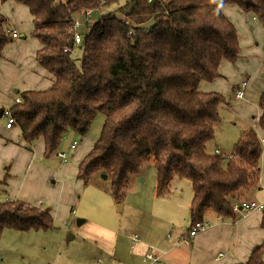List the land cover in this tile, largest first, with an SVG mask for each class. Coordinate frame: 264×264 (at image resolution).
Listing matches in <instances>:
<instances>
[{"label": "trees", "instance_id": "1", "mask_svg": "<svg viewBox=\"0 0 264 264\" xmlns=\"http://www.w3.org/2000/svg\"><path fill=\"white\" fill-rule=\"evenodd\" d=\"M14 1L32 16L31 35L41 44L37 63L55 77L47 89L21 91L20 101L10 107L26 142L42 138L48 158L69 131L86 135L102 113L100 135L78 164L84 184L106 174L121 202L131 177L153 156L157 195L167 192L174 176L191 181L189 229L204 221L208 209L237 217L234 204L260 187L263 142L250 127L231 155L209 151L226 98L199 87L220 76L222 61L240 57L239 34L223 6L236 4L264 22V0ZM107 9L82 33L77 65L72 51L64 50L74 49L75 18ZM6 22L0 8V56L13 41ZM258 104L256 124L264 133V93ZM6 228L51 230L55 223L50 208L14 199L0 202V239ZM263 256L264 237L239 264H264Z\"/></svg>", "mask_w": 264, "mask_h": 264}, {"label": "crops", "instance_id": "2", "mask_svg": "<svg viewBox=\"0 0 264 264\" xmlns=\"http://www.w3.org/2000/svg\"><path fill=\"white\" fill-rule=\"evenodd\" d=\"M15 12H18L20 17L16 22L17 26L10 24L6 27L10 32L16 30L17 37L21 39L14 40L17 37H13V41L7 44L0 56V109L18 102L21 91L47 89L55 82V77L35 59L41 44L31 35L33 24L28 8L25 5H16ZM223 12L237 28L242 44L240 57L235 63L222 61L219 67L220 76L210 82L202 81L199 88L202 91H218L225 95L233 93L236 96L235 92L246 81L244 96H236L234 103L227 98L221 107L235 111L240 106L239 114L247 118L248 122L250 121L248 128L254 127L261 137L264 153V133L256 124L261 114L259 97L264 93V22L253 12L244 11L236 4H226L223 6ZM26 30L30 34L29 37ZM252 34H255L261 42L253 41ZM251 70L256 71L255 73L260 72L256 79L251 77ZM239 71L242 76H239ZM253 112L255 114L251 115ZM1 116L4 117L3 114ZM251 116L255 118L253 122H251ZM217 125L218 123L215 125V130ZM245 129L247 128L243 130ZM44 149L45 144L42 138L28 143L23 139L18 125L9 128L6 126V120L4 123L0 119V179L8 175L6 183L0 186V194L3 195L0 202L16 199L15 194L18 195L19 188L25 186L24 177L38 172L39 162L45 158ZM216 149L221 151L219 147H215L214 151ZM223 154L229 156L232 151ZM67 160L68 156L65 162ZM62 167H67V163L62 164ZM142 175L143 170L140 174L133 175L129 184L136 183L140 178L143 180ZM175 178L183 179L176 176L172 178L167 193L163 195L167 198L165 201L155 202L147 210L138 207L148 228L144 229L139 224L140 221H144L142 219L138 224H134L137 232L128 234L132 249L129 258L133 264H239L245 262L252 249L263 240L264 229L261 227V218L264 210H253L248 213L236 211L238 215L235 219L223 217L213 210L214 214L210 215L212 220L207 222L209 223L207 229L190 236L192 199L190 198V202H187V206L180 203L178 196L181 192L173 185ZM261 189L260 186L250 193L254 194ZM31 204L39 206V204ZM124 207L125 203L122 208ZM135 209L137 210V207ZM209 210L211 209L205 212V221H207L206 214H210ZM179 226L182 230L176 229ZM134 234L139 236L136 242H133L131 238ZM150 252L156 256L155 261L147 259L146 255ZM116 255L117 253L112 259L117 260Z\"/></svg>", "mask_w": 264, "mask_h": 264}, {"label": "rangeland", "instance_id": "3", "mask_svg": "<svg viewBox=\"0 0 264 264\" xmlns=\"http://www.w3.org/2000/svg\"><path fill=\"white\" fill-rule=\"evenodd\" d=\"M123 2L124 0L120 1L121 4ZM16 5L24 6L14 0H7L0 6L7 17L6 26H10V24L14 27L17 26L16 22L20 17L19 13L15 12ZM107 11L108 9L98 10L92 12L91 15L86 11L78 15L75 18V20L78 18L81 21L78 31L83 33L85 29H90L88 27L90 23L92 24L94 20L100 18L102 13ZM26 17L28 18V16ZM25 32L29 37L28 31ZM252 36L254 37L253 41L261 42L255 34ZM242 37H244V33H242ZM17 39L21 38H14V40ZM81 43L82 41L77 45L74 44L73 50L70 48L67 50L72 51V57L77 65H80L83 52ZM240 46L242 48L241 43ZM255 72L251 70L250 75L253 79H256L260 74V72ZM239 73V76H242L240 71ZM222 90H225L224 87ZM222 94L232 103L237 99L233 93ZM20 99L19 97V101ZM12 105L7 108L10 109ZM238 107L235 111H231L220 106L221 120L215 130V138L208 144L209 151L214 153L215 147H219L223 153L232 151L242 130L248 128L250 121L248 122L247 118L245 119L239 114ZM253 114L255 113L253 112L251 115ZM0 119L5 123L4 117L1 116ZM104 119L105 115L99 113L84 136L69 131L57 151L39 162L38 172L24 177L25 186L19 188L18 195L15 194L16 199L26 201L28 204H39L43 208H50L55 228L24 231L6 228L0 239V264H133L129 258L132 249L128 234L137 232L134 224H138L144 217L141 216L138 207L147 210L151 204L165 201L167 198L163 195L167 192L162 196L157 195V175L153 156L143 166V180L140 178L136 183H130L121 202L114 199L110 180L102 177V174H97L94 181L87 185L77 177L78 162L100 135ZM252 120L255 118L253 119L251 116V122H253ZM74 140L78 141L77 147L70 150V144ZM64 151L68 153L67 162H65L67 158L62 159L56 155ZM64 163H67L65 168L62 167ZM261 164L259 184L262 189L257 190L254 194L245 192L240 199L254 198L258 202L264 201V153ZM173 185L181 192L178 196L180 203L186 205L187 202H190V198L192 199L193 196L191 181L187 178H175ZM0 198H3V195L0 194ZM124 203L125 207L120 209L118 205L121 204L123 207ZM208 213L210 214H206L207 221L204 220V223L211 222L210 215L214 214V211L211 209ZM78 219L85 221L78 224ZM143 220L139 224L142 228L147 229L148 225L145 223V219ZM207 224L209 225V223ZM185 228L187 227L185 226ZM176 229L182 230V227L179 226ZM171 233L174 234L172 230ZM69 234L74 235V238L67 241ZM115 251L117 260L112 259L116 254ZM148 254L153 256V259L149 258L150 260L157 259L152 252Z\"/></svg>", "mask_w": 264, "mask_h": 264}, {"label": "built area", "instance_id": "4", "mask_svg": "<svg viewBox=\"0 0 264 264\" xmlns=\"http://www.w3.org/2000/svg\"><path fill=\"white\" fill-rule=\"evenodd\" d=\"M87 14L91 15V11H87ZM87 24H88V22H87ZM80 26H81V21L77 18L74 21V24L72 27V31L74 32V44L75 45H77L79 42L83 41V34L78 31ZM11 34L13 37H17V35H18L16 30H13L11 32ZM64 50L67 51L68 48H65ZM245 85H246V81H244L242 83V85L240 86V88L237 90V93H236L237 97H243L244 96ZM3 116L5 117V120H6V126L9 128L12 127L15 123V119L12 116L11 110L9 108H5L3 110ZM77 144H78V141L74 140L70 144V149H75L77 147ZM215 152L219 153V154L221 153V151H219L218 149H216ZM57 155L59 158H62V159H66L68 156L66 151L59 152V153H57ZM234 210L235 211H241L244 213H248V212L253 211V210H264V202H258L256 200L239 201V202L234 204ZM207 227H208L207 223L198 222L194 226H192V228L189 231V235L194 236V235H196L202 231H205L207 229ZM131 238H132L133 242H136L139 240L138 234L132 235ZM146 257H147V259H149V258L153 259V256L151 254H147Z\"/></svg>", "mask_w": 264, "mask_h": 264}, {"label": "water", "instance_id": "5", "mask_svg": "<svg viewBox=\"0 0 264 264\" xmlns=\"http://www.w3.org/2000/svg\"><path fill=\"white\" fill-rule=\"evenodd\" d=\"M2 110L3 109H0V116L2 115ZM102 177L107 178V175L106 174H102ZM118 207L121 209L122 208V205L119 204ZM84 221H85L84 219H78V224H81ZM72 238H73V235L72 234H69L68 237H67V241L71 240Z\"/></svg>", "mask_w": 264, "mask_h": 264}]
</instances>
